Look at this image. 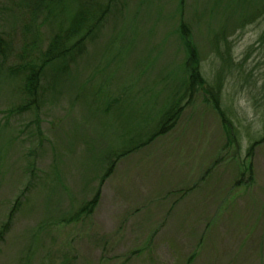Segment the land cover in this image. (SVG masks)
Returning <instances> with one entry per match:
<instances>
[{"label": "rangeland", "instance_id": "1", "mask_svg": "<svg viewBox=\"0 0 264 264\" xmlns=\"http://www.w3.org/2000/svg\"><path fill=\"white\" fill-rule=\"evenodd\" d=\"M36 1L0 0V264H264V0H84L101 26L18 112L6 69L79 12Z\"/></svg>", "mask_w": 264, "mask_h": 264}, {"label": "trees", "instance_id": "2", "mask_svg": "<svg viewBox=\"0 0 264 264\" xmlns=\"http://www.w3.org/2000/svg\"><path fill=\"white\" fill-rule=\"evenodd\" d=\"M62 1L63 0H37L36 7H42V4L44 3L45 7L50 10L49 13L51 14L52 6H54V4L62 3ZM79 2V12H77L73 17L70 18V23L66 28L62 27L63 29L61 28L53 35L48 47L41 53L40 57H32L29 52L24 51L22 52L21 57H19L21 62L19 61L17 62V64H15L14 67L6 69V73L8 75L13 76L15 80H18V82L21 83V85L18 86V91L22 93L24 97L21 98V105L16 107L18 112L29 110V108H31V106L33 105V102L37 100V96L39 95L38 90L40 89V83L41 79L43 78L42 76L45 69L52 66L53 71L56 74L61 73L65 69H67L68 63L75 59V54H81V45L86 39L89 40V38L92 36L93 28L97 26V28L95 29L97 30L98 27L101 26L102 20L104 19L103 16L105 14H99L97 19L93 20L96 13L90 10L91 3L89 2V4L87 2H84V0H80ZM7 49L8 44L4 41L3 38L0 37V55L2 56V58L5 56V53L7 54ZM59 64L60 66L57 67L56 65ZM191 80L192 83H198V86L202 85L203 83L202 79H200L198 75H192ZM211 100L214 104L218 103V100L215 98H212ZM215 107L218 111H222L220 105L215 104ZM174 110L175 111L170 109L167 112V115H171V117H169L168 119L171 120V125H163L157 132H155L153 138L169 131L172 128L175 119L177 120L176 115L179 114L181 106H178ZM222 115L224 116L225 121L224 111H222ZM174 116H176V118ZM263 140L264 137H262V139L259 141H255L251 145L250 149L247 152L248 157L252 155L255 146L258 143L263 142ZM110 173L111 171H108L105 176H109ZM96 198L97 196L89 201L84 208H93Z\"/></svg>", "mask_w": 264, "mask_h": 264}]
</instances>
